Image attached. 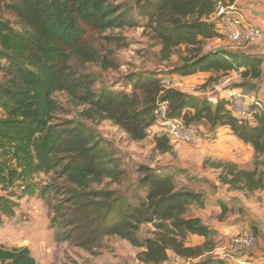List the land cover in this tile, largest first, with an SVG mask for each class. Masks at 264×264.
Returning <instances> with one entry per match:
<instances>
[{
	"label": "trees",
	"instance_id": "trees-1",
	"mask_svg": "<svg viewBox=\"0 0 264 264\" xmlns=\"http://www.w3.org/2000/svg\"><path fill=\"white\" fill-rule=\"evenodd\" d=\"M224 0H136L146 19L145 29L161 46L163 61L186 47L188 55L175 73L182 77L206 74L208 87L239 77L234 87L249 94L260 88L264 58L240 50L203 53L205 42L221 39L214 17ZM124 0H0V224L14 218L20 201L38 197L60 201L55 220L59 237L92 250L106 237L118 236L137 248L143 264H166L176 256L190 264H227L214 256L216 231L193 215L205 207L203 193L178 188L172 175L141 165L137 170L135 201L120 189L125 171L102 139L88 125L109 121L132 142H143L157 124L161 107L166 118L201 125L211 133L230 129L253 148L254 168L224 160H207L204 169L218 173L217 183L246 199L264 190V112L252 108L250 121L239 122L226 101L217 104L179 89H168L162 77L140 75L132 93L106 86L86 65L108 68L111 63L88 41L89 31L104 35L135 28ZM118 41L117 37H106ZM221 79V80H220ZM65 94L76 119L56 99ZM163 135L156 140L161 154L173 152ZM45 176L63 185L42 181ZM63 196L62 199H59ZM223 207L227 203L218 199ZM152 224L153 238L139 239L142 226ZM204 239L196 246L190 237ZM0 264H37L28 248L0 247Z\"/></svg>",
	"mask_w": 264,
	"mask_h": 264
},
{
	"label": "rangeland",
	"instance_id": "rangeland-1",
	"mask_svg": "<svg viewBox=\"0 0 264 264\" xmlns=\"http://www.w3.org/2000/svg\"><path fill=\"white\" fill-rule=\"evenodd\" d=\"M135 2L136 0H124L130 16L137 23L135 28L110 31L101 36L91 31L87 34L88 41L93 43L112 65L106 69L100 65L85 66V72L94 75L98 80L96 89L106 86L114 91L130 94L134 85L133 81L140 75H154L162 77L163 80L179 82L178 89L200 98H218L219 100L224 89L234 87L237 80L225 83V79H220L218 83L204 88L209 79L208 76L207 78L182 77L175 73V69L182 64V59L188 55V50L186 47L179 48L175 50L170 61H163L162 46L153 40L151 32L145 29L146 19L136 8ZM227 17L226 14L216 17L220 26L222 20ZM106 37H117L119 40L109 41ZM222 40L226 42L224 37ZM204 45L203 53L219 50L236 51L228 42L223 45L221 42L212 40L205 42ZM56 99L68 112V115L61 117L77 118L78 111L70 107L65 94H57ZM88 125L103 140L105 147L111 151L126 173L123 183L120 186L111 185V189L118 188L136 201L145 195L137 189L139 166L145 165L164 175H172L179 189L185 188L203 193L205 207L194 206L192 210L193 215L200 217L206 226L217 233L214 238L216 247L214 256L232 255L237 259L249 261V264H264V190L246 199L241 193L228 192L227 188L218 184L217 172L203 168L209 159L229 160V158H220L222 152L213 150L212 146L216 144L215 133H211L205 126L194 125L202 134H213L210 136L212 143L208 145L173 144L172 153L161 154L156 150V140L164 133L157 124L150 129L148 138L143 142H132L123 131L109 121L89 122ZM240 166L248 170L254 168L253 162L242 161ZM41 180L50 184L63 185L62 181L45 176H42ZM62 198L63 196L59 199ZM218 198L228 205V211L224 216H222L223 207H220L217 202ZM59 203L60 201L53 197L48 201H42L38 197H27L21 200L16 216L5 218L0 224V247L8 250L28 248L37 264H143L140 261V255L144 249L137 248L118 236L104 238L92 250H85L59 237L62 229L71 227L55 224L54 219L61 216L58 213L62 208ZM155 231L152 224L144 225L139 233V239L143 242L153 238ZM244 231H251L256 236L257 244L250 249L236 248L232 245L234 237ZM199 243H204V239L190 237L187 242L189 246Z\"/></svg>",
	"mask_w": 264,
	"mask_h": 264
},
{
	"label": "built area",
	"instance_id": "built-area-1",
	"mask_svg": "<svg viewBox=\"0 0 264 264\" xmlns=\"http://www.w3.org/2000/svg\"><path fill=\"white\" fill-rule=\"evenodd\" d=\"M223 14V11H221ZM220 33L229 44L240 48L249 44H256L264 41V29L258 28L245 21L241 14L227 17L222 20ZM163 84L168 89L180 88V83L173 80H163ZM223 98L229 105L232 113L239 122L250 121L252 117V108L257 107L264 112V106L261 100L254 94H249L242 89L228 87L221 92ZM217 104L218 98L210 99ZM167 105L161 107L160 116L157 125L162 129L173 144L186 145H208L212 143L210 136L202 134L194 125H187L183 119L166 118ZM257 244L256 236L251 231H244L234 237L232 245L236 248H252ZM223 261L227 264H249V261L237 259L232 255H221ZM170 264H190L189 261L182 260L176 256L169 258Z\"/></svg>",
	"mask_w": 264,
	"mask_h": 264
},
{
	"label": "crops",
	"instance_id": "crops-1",
	"mask_svg": "<svg viewBox=\"0 0 264 264\" xmlns=\"http://www.w3.org/2000/svg\"><path fill=\"white\" fill-rule=\"evenodd\" d=\"M224 1H225L224 5H222L220 12L216 15L217 18H219L222 15L221 11H223V14L228 15V17L241 14L247 23L252 24L255 27L264 29V0H224ZM216 17L215 19H217ZM215 41L221 42L223 45L226 44V42L221 39H215ZM233 49L240 50L248 55L259 56L264 58V41L256 44H249L240 48L234 47ZM198 76L201 78H207L206 74H199ZM225 80H226L225 83H230L234 80H237L236 81L237 83L239 82V77L233 75L232 77L226 78ZM181 91L184 92L183 90ZM252 93L256 95L259 100H261L264 106V64H263V77L260 88ZM215 135L216 136L214 137L216 138L215 140L216 144H214L212 147L214 148L213 150L218 151V153L222 152L221 154L223 157L221 156L220 158H226V159L229 158L228 161L234 162L239 165L242 164V161H244L245 163L253 162L255 156L253 148L240 141L230 129L222 128ZM208 136H213V134H210ZM224 151L225 152L228 151V152L225 154ZM191 238H195V237L192 236Z\"/></svg>",
	"mask_w": 264,
	"mask_h": 264
}]
</instances>
